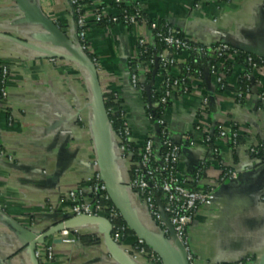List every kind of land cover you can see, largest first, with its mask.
Segmentation results:
<instances>
[{"label": "crops", "instance_id": "crops-1", "mask_svg": "<svg viewBox=\"0 0 264 264\" xmlns=\"http://www.w3.org/2000/svg\"><path fill=\"white\" fill-rule=\"evenodd\" d=\"M30 2L55 24H62L63 29L58 28L63 39L51 42L48 32L36 21L26 19L14 0H0V73L2 67L11 73L8 97H0V262L32 264L30 232H47L62 222L69 227V237L76 241L64 243L62 232L52 234L37 250L51 248L53 259L42 257L38 264H156L145 255H131V248L139 245L136 235L128 236L114 252L95 222L72 214L69 193L83 189L90 195L86 184L100 173L107 180L111 200L163 240L140 196L128 188L132 180L130 166L119 150L110 122L100 126L88 74L71 61L73 54L85 52L76 37L73 0ZM93 2L109 5L115 0ZM123 3L139 7L148 23H168L189 40L204 45L224 42L257 56L263 54L264 0ZM139 39L156 45L155 35L146 23L138 28L93 25L87 34L92 58L86 57L97 61L102 94L118 95L133 137L143 141L156 133V124L147 118L141 94L131 84V64L137 57ZM231 68L227 82L238 88L246 69L240 63ZM207 70L202 80H192L189 93L182 95L168 113L173 139L179 140L199 118L203 98L210 103V126L236 125L263 139L264 115L256 106L261 87L252 86L251 101L242 102L234 92H220ZM215 148L218 159L214 149L203 143L185 146L181 153L179 172L187 179L205 164L209 174L206 180L202 178L205 187L215 185L224 165L239 173L238 179L216 188L214 202L202 207L190 226L192 264H238L244 260L246 264H259L264 252V164H255L245 147L233 150L226 142L217 141ZM74 231L79 236H90L94 242L84 243ZM165 238L175 262L188 260L175 237L169 234Z\"/></svg>", "mask_w": 264, "mask_h": 264}, {"label": "built area", "instance_id": "built-area-1", "mask_svg": "<svg viewBox=\"0 0 264 264\" xmlns=\"http://www.w3.org/2000/svg\"><path fill=\"white\" fill-rule=\"evenodd\" d=\"M205 2H211L213 0H202ZM78 0H73L72 4L76 5ZM116 4H122L123 0H115ZM94 10L93 13L88 10L84 14H81L76 19L77 29L79 31L80 41H87V34L90 27L97 25L103 19H109L111 16V10L109 8L101 7L97 3L93 2ZM198 8L199 5L197 4ZM115 22L118 20L115 18ZM141 20V12L137 10L136 13L132 15H126L120 25L133 26L138 28L137 23ZM95 22V23H91ZM159 24L154 21L151 23V30L155 31L154 35L156 40L164 45V49L155 54L152 64L160 66L164 70L172 69L175 74L178 75L177 67L180 65V58L178 57V52H195L200 57L214 56V59L222 60L228 57L232 60L238 54V49L233 46L219 42L216 44L203 45L202 47H195L191 44V40L188 38H180L179 31L174 27L167 28V31L159 30ZM145 40L139 39L138 46H144ZM85 50L86 47L82 46ZM174 50V51H173ZM213 58V57H212ZM93 62L97 63L95 59ZM248 66L250 67V72L246 73L245 78L250 82L249 90L254 85H259V92L257 94V102L264 103V83L261 78L264 79V61L260 60L254 62L253 58L249 56L246 60ZM138 69H143L146 72L153 73L155 76L154 69H147L144 65L138 66ZM208 76L214 80L218 85L224 87V74L219 71L216 65H209L207 67ZM260 75V79H256L255 75ZM10 70L7 67L2 69V77L0 78V97L6 99L8 97L7 85L10 78ZM174 78H168L163 80L162 84L168 89L164 97L161 98V104H168L171 96L176 90L182 89L183 95L189 93L190 85H186L184 80L180 79L179 76ZM180 75V74H179ZM263 83V84H262ZM132 86L139 92L142 88H139V81L137 75L131 76ZM248 90V92H249ZM149 96L151 95L148 94ZM244 93L238 92L237 98L242 100L244 98ZM158 105V104H157ZM210 103L207 98H203L200 108V116L196 119L195 123L188 128L181 136L179 140H174L171 131L168 127L167 118H162L156 122V133H160V138L158 142L165 147L163 154H160V148L156 145V141L152 137H147L143 141H137L133 137V130L126 113H122V118L125 120L123 129L120 130L118 138L125 140H135L139 142L142 146V159L137 166L134 178L130 181L128 188L136 192L146 210L153 217V221L157 224L160 230L165 236L170 234L169 226L172 228L175 237L185 248L187 253V259L192 264L193 256L190 253L188 231L192 223L194 222L197 213L202 207L210 206L216 197V188L221 184L229 181L238 179L239 173L236 169L231 168L229 165H224L223 168L226 172L219 178V185L208 187L205 190H195L191 189L186 185L188 181L187 178L183 177L179 172V165L181 159V153L185 146L193 147L197 143H203L205 145L211 146L214 149L215 155L218 156V150L215 148V144L212 142V138L217 134V141L226 142L233 150H239L242 147L248 149L250 153H256V146L251 144L241 145L238 141L241 133L244 132L242 128L232 129L231 126H219L212 127L207 123L208 113L210 112ZM257 110L259 107L257 106ZM264 115V109L262 111ZM155 133V134H156ZM155 134L151 135L154 136ZM120 152L123 158L128 161L129 153H127L126 145H119ZM0 148V154H2ZM157 158L161 160L159 166L155 169H148L152 161ZM205 166L201 165V167ZM199 167L195 174V184L199 188L202 182V168ZM160 176V180L155 178V175ZM86 186L90 189V195H87L83 189H78L76 191L70 192L68 198L72 206V214L75 217H104L102 216L103 208L99 205V199L104 197L105 200H109L110 196L107 192V187L102 181L100 173H96L95 176L88 180ZM88 196H93V200L88 198ZM264 201V196H263ZM162 201V204L159 203ZM162 205V208L161 206ZM120 217V213L115 209H110L107 218L111 223L113 220ZM113 225V224H112ZM115 226L113 225V231ZM123 229H117L112 235L113 241L117 245H121L126 239L122 233ZM77 235L78 232L74 231ZM70 231L64 230L62 232L64 243H74L76 238L69 237ZM143 242L139 240V254L144 255L145 250L142 248ZM44 251V252H43ZM43 251L37 250L35 252V258L39 260L42 257H47L48 260L53 259V250L47 248ZM30 263L31 259L29 258ZM246 264V263H239Z\"/></svg>", "mask_w": 264, "mask_h": 264}, {"label": "trees", "instance_id": "trees-1", "mask_svg": "<svg viewBox=\"0 0 264 264\" xmlns=\"http://www.w3.org/2000/svg\"><path fill=\"white\" fill-rule=\"evenodd\" d=\"M98 5H100L101 7H105V8H109L111 10V16L109 19H103L102 21H100L99 23H97L98 26L100 27H112L115 25H120V23L123 21V18L126 15H132L134 13L137 12V10H140L139 7L137 6H127L126 4L122 3V4H105L104 2L102 3H97ZM94 7L93 4V0H78V3L76 5H73V13L76 17V19L78 18L79 15L84 14L86 10H88L89 12L93 13L94 10L92 9ZM196 7V6H195ZM141 12V10H140ZM117 19L118 22H115L114 19ZM91 23H95L92 22ZM143 23L148 24V26L151 28V23L146 20V18L144 17L143 13L141 12V20L137 23L138 27H141ZM159 25V30H164L167 31L169 27H173L168 23L165 22H157ZM59 28L63 29L62 24H56ZM124 26V25H123ZM126 26V25H125ZM126 27H130L132 28L133 26H126ZM153 31V30H152ZM179 31V30H178ZM153 33H155V31H153ZM78 40L81 43V46H85V55H87L89 58L91 56L89 50V44L87 41H80L79 39V31H78ZM179 37L180 38H186L182 32L179 31ZM17 43V42H16ZM191 44L195 47H202L204 44H201L199 42H195L191 40ZM164 49V45L159 43L156 40V45L154 47L150 46L149 44H145L144 46H141L137 48V57L135 59V61L131 64V76L132 75H137L138 77V81H139V88H142V91L140 92L143 103L146 107V113H147V118L152 122L155 123L162 119V118H167L168 113L171 111L173 105L175 103H177L179 101V99H181L182 97V89L176 90L173 95L171 96L168 104L164 105L161 104V98L164 97L165 92L168 90L165 85L162 84L163 80H166L167 77L168 78H174L176 77L177 74H175V72L172 69H169V73L168 70H164L163 68H161L160 66H157L155 64H152V60L154 59V56L157 53H160L162 50ZM174 51V50H173ZM238 54L236 55V57L232 60H229L228 57L223 58L222 60H217L214 59V56H208V57H200L198 56L197 53L191 51V52H178V57L180 58V65L179 67H177V71H178V75L179 78L182 80H184V83L186 85H190V83L192 82V80L194 79H203V74L204 71L207 67H209V65H216L217 68L219 69V71L221 73L224 74V87H222L221 85H219L218 90L220 92H234L237 93L238 92H242L244 93V98L240 101L242 102H248L251 101V97L249 96V87H250V82L245 78L246 73L250 72V67L248 66L246 60L249 56H251L253 58L254 62H258L260 60L264 61V58H262L261 56H257L251 53H248L246 51H243L241 49H238ZM213 57V58H212ZM92 58V56H91ZM235 63H240L242 66H244V68L246 69L245 74L240 78L239 81V85L238 88H233L231 87L228 82H227V78L230 77L231 74V66ZM144 65V67L147 69V67L149 69H154V71H156L155 76L153 75V73L150 72H146L143 69H138V66ZM4 67L1 68V73H0V78L2 77V69ZM180 74V75H179ZM261 74L259 75H255L256 79H260ZM100 82V80H99ZM149 89V90H148ZM148 93H151V95L149 96ZM103 100H104V104H105V109L108 115V119L111 122V125L113 127V130L118 138L119 136V132L121 129H123L124 124H125V120H123L122 118V113L124 114L125 111L122 107V102L121 99L118 97V95H116L115 93L112 92H103ZM239 100V99H238ZM158 104V105H157ZM256 106H258L262 111L264 109V103H260V102H256ZM201 108V106H200ZM199 116H200V109H199ZM232 129H238L239 127L236 125H231ZM263 135H264V129H263ZM152 137V139H154L156 141V145L160 148V154H163L165 151V147L163 145H161L158 140L160 138V133H156L154 136H149ZM216 138H217V134H215V136L212 138V143L216 144ZM238 141L241 145H245V144H251V145H255L256 146V153H250L247 152V154L250 156L251 160L256 164H264V138L263 139H259V137H257L256 135H252L251 132H242L240 137L238 138ZM118 145H126L127 147V153H129V159H128V164L130 166V172L132 175V179L134 178V173L135 170L137 168V166L139 165V163L141 162L142 159V146L139 144V142L137 141H133V140H125V139H121L118 138ZM216 159H218V156H216ZM161 163L160 159L155 158L152 163L149 165L148 169H155L157 166H159ZM231 167V166H230ZM202 168V178H204L206 180V177H209L208 174V170H205L206 167L203 166ZM226 172V169L222 168L221 172L218 175V178L216 180H214L213 183H215V185H211V187L213 186H217L219 185V178L221 176H223V174ZM155 178L157 180H160V176L158 174L155 175ZM188 181L186 182V185L191 188V189H195V190H205L206 188L210 187V185L205 187V185L202 184V186H200L199 188L197 187V185L195 184V174H193L189 179H187ZM209 183V182H206ZM108 193L105 192V195H107ZM88 198L90 199H94L93 196H88ZM99 205L103 208L102 211V216L107 217L108 212L110 209H115L116 211L117 208L114 204V202L109 199V200H105L103 195L102 197L99 199ZM119 212V211H118ZM198 214V213H197ZM151 216V215H150ZM197 216V215H196ZM151 218L153 219V217L151 216ZM112 224L115 226V230L113 231L112 235L116 232L117 229H123L122 233L125 236V238H127L128 236H133L135 235L130 228L128 227L126 221L124 220V218L120 215V217H118L117 219L112 221ZM79 239H81L84 243L86 244H90L93 243L94 240L92 241V238L90 236H79L78 234L76 235ZM142 248H144L145 250V257L152 259L153 261H155L156 264H162V262L160 261V259L158 258V256L156 254H154L146 245L143 244ZM141 249V247L139 246H135L131 248V255L134 256L135 254L139 253V250ZM45 260L48 261L47 257H45ZM50 261V260H49ZM247 260H244L242 263H247ZM241 263V262H240ZM239 264V263H238Z\"/></svg>", "mask_w": 264, "mask_h": 264}, {"label": "water", "instance_id": "water-1", "mask_svg": "<svg viewBox=\"0 0 264 264\" xmlns=\"http://www.w3.org/2000/svg\"><path fill=\"white\" fill-rule=\"evenodd\" d=\"M14 1L19 6L20 10L24 13L26 19L36 21L39 25L42 26V28L46 32H48L51 42L55 43L56 41L63 39V34L61 30L58 28V26L55 24V22L49 17H47L39 8L33 5L30 2V0H14ZM76 37L78 40V36ZM7 38L23 46L29 47L28 44H25L19 39H15V38L8 37V36ZM80 48L82 51H84L81 45H80ZM259 56L264 58V50H263V54ZM71 61L76 63L79 67L85 70V72L88 74L92 82L94 94L96 98L97 117H98L100 126L105 127L109 119H108V115L105 109L103 94H102L100 82H99V74H98L96 65L90 59L86 57L84 52H82L81 54L80 53L73 54ZM111 128H112V125H111ZM102 181L105 183L107 190H108L107 180H104L102 178ZM114 204L117 210L119 211L120 215L126 221L130 230L137 236V238L140 241L144 243V245H146L154 254L158 256L162 264H172V263L173 264H190L188 260L182 261V262H175L173 260L171 249L166 244L167 239L165 238V235L163 234V232L160 230V228L157 226L155 222L154 223L156 225V229L159 231V233H161L163 240L158 239L153 234H151L148 230H146L140 224H138L135 220H133L127 212H125L122 208L118 206L116 202H114ZM76 218H88L89 220L95 222L96 225L98 226L100 234L104 236L106 243L112 248L114 252H117L119 245L115 244L113 241V237H112L113 225L107 218L100 217V216L98 217H76ZM64 230H69V227L66 223L61 222L60 226L53 228L51 230H48L47 232H39V233H36L34 231L30 232L31 237L29 241V258L31 259L32 264H38V260L35 258V252L37 250V246L39 244H42L43 241L48 239V237H50L52 234L56 232H63ZM169 231H170V236L175 237V234L170 226H169ZM180 245L185 251V254L187 256L185 248L182 246L181 243ZM0 264H2V262H0ZM259 264H264V252L260 258Z\"/></svg>", "mask_w": 264, "mask_h": 264}]
</instances>
